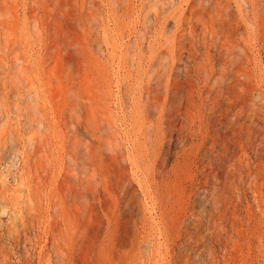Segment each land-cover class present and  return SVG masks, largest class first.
I'll return each mask as SVG.
<instances>
[{"label":"rangeland","instance_id":"1","mask_svg":"<svg viewBox=\"0 0 264 264\" xmlns=\"http://www.w3.org/2000/svg\"><path fill=\"white\" fill-rule=\"evenodd\" d=\"M0 264H264V0H0Z\"/></svg>","mask_w":264,"mask_h":264}]
</instances>
